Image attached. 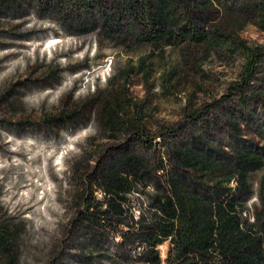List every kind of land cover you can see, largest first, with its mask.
<instances>
[{
    "label": "rangeland",
    "instance_id": "rangeland-1",
    "mask_svg": "<svg viewBox=\"0 0 264 264\" xmlns=\"http://www.w3.org/2000/svg\"><path fill=\"white\" fill-rule=\"evenodd\" d=\"M125 1L0 0V264H150L174 180L264 236V0ZM160 1L168 35L151 43ZM65 103L88 109L42 120ZM114 170L119 210L88 220Z\"/></svg>",
    "mask_w": 264,
    "mask_h": 264
},
{
    "label": "trees",
    "instance_id": "trees-1",
    "mask_svg": "<svg viewBox=\"0 0 264 264\" xmlns=\"http://www.w3.org/2000/svg\"><path fill=\"white\" fill-rule=\"evenodd\" d=\"M75 1L90 6L91 2L97 0ZM125 2L130 4L133 3V0H126ZM163 8V1H160L156 11L152 12L153 28L159 33L150 36L145 35V40L148 42H157L168 35V31L161 29L165 23V17L159 11H162ZM105 30L107 33L112 31L109 24ZM252 56H257V54L252 53ZM251 72L252 68H249L247 75H250ZM84 109H88V104L76 103L71 105L65 103L58 114L45 113L42 120L63 125L75 120V118L84 116L86 114ZM114 120V116H111L108 122L112 123ZM190 160L188 159L187 162L190 163ZM126 167L129 170L140 172L143 165L139 159L131 157L126 162ZM241 169V173L244 174L245 168L241 166ZM101 181L107 187L109 198L105 204L97 201L88 208V220H93L100 214L109 215L114 211L117 212L119 206L115 203L112 195L116 194L122 186L130 184L127 179L119 177L117 170H114L109 177H103ZM173 182L179 207H175L171 197L167 196L165 199L160 196L155 197V201L162 204L164 212L170 216V219L156 223L158 230L148 232L145 235L153 248L150 250V259L152 260L150 264H163L154 248L162 245L167 240H170L172 244L165 258L166 264H208L209 257L217 250L225 259L221 264H264V236L252 238L250 235L244 234L241 230V215L225 217L219 214V218L215 219L212 216L210 206L200 203L196 197L185 194L188 191L185 182L179 180ZM249 188V184L243 180L240 192H248ZM236 199L230 201L231 207L235 206ZM259 215H264V211H260ZM258 226L264 233V220H261ZM0 239H4V237H0Z\"/></svg>",
    "mask_w": 264,
    "mask_h": 264
}]
</instances>
